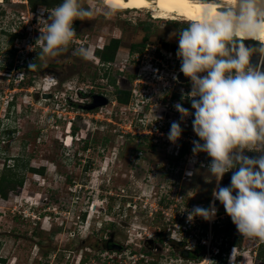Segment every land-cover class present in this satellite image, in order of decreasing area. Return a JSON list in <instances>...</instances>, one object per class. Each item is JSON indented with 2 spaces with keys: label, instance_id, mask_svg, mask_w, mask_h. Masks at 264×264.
Segmentation results:
<instances>
[{
  "label": "rangeland",
  "instance_id": "obj_1",
  "mask_svg": "<svg viewBox=\"0 0 264 264\" xmlns=\"http://www.w3.org/2000/svg\"><path fill=\"white\" fill-rule=\"evenodd\" d=\"M49 1L52 5L45 6L49 9L60 2ZM86 2L98 9L96 15L86 21L73 22L77 33L74 42L59 56L40 59L44 64L52 63L41 75L31 77L23 65H18L12 72L11 82L7 76H0V176L8 166H14L13 171L24 177L23 185L9 193L8 198L0 196V264H82L83 259H86L85 264H196L208 257L207 247L198 244V253L189 259L181 257L179 246L172 242L176 243L174 225L185 219L174 216L186 206L207 208L215 185L207 172L210 158L199 153L197 156L207 166L190 164V169L181 161L176 163V172L173 164H163L172 162L162 153L134 160V148H119L123 137L135 141L131 133L126 134L127 128L119 130L117 125H108L105 120L97 122L78 104L84 95L78 93L76 87L81 85L88 89L91 79L85 75L81 83L77 82L73 71L77 58L70 51L75 44L86 43L92 52L90 43L97 39L118 38L116 61L128 59L131 62L129 45L145 37L150 43L147 47L151 56L156 48L160 49L159 42L177 44L185 19L157 18L149 9L117 8L114 14L105 15V0ZM1 7L12 8L11 13L19 16L29 12L28 5L11 0ZM6 13L0 8V15ZM26 45V41L20 42L18 49L23 51L0 56V63L14 58L17 63H23L39 52L38 44L33 52ZM175 53L167 51L166 55L173 57ZM137 73L133 75L140 78ZM45 75L59 81L58 96L41 97ZM161 77L152 81L159 82V86L170 82L167 79L171 76ZM136 113L132 108L127 110L124 121L121 120L123 125L128 127ZM69 116L75 117L71 128ZM69 134L86 140L74 138L72 144L65 143ZM142 139L141 147L148 152L145 144L153 140ZM111 140L117 142L111 143ZM160 144L163 146L162 141ZM118 151L120 159L114 158ZM73 155L76 156L71 158ZM134 161L141 162L142 168L134 170ZM110 169L112 172L107 176ZM230 178L231 172L226 173L220 186L229 185ZM125 195L129 198L128 204L124 201ZM175 201V205L171 204ZM92 202H95L93 208ZM216 206L221 213H226L219 201ZM86 211L90 212L88 217ZM199 222L195 220L197 226H203L205 221ZM221 226L214 231H217L215 238H224L222 260H226V264H229L230 252L236 253V249L235 264H264V258L260 257L263 243L236 236L238 232L230 217ZM108 238L122 243L124 250H108L105 247ZM214 245L215 240L206 264L221 262L211 250Z\"/></svg>",
  "mask_w": 264,
  "mask_h": 264
},
{
  "label": "clouds",
  "instance_id": "obj_2",
  "mask_svg": "<svg viewBox=\"0 0 264 264\" xmlns=\"http://www.w3.org/2000/svg\"><path fill=\"white\" fill-rule=\"evenodd\" d=\"M200 3L198 18L183 21L175 53L179 71L191 85L188 93L181 94V100L187 97L194 111L180 103L174 108L181 122L193 117L192 130L199 139L192 141V153H205L210 158L207 172L217 185L212 191L214 201L223 206L243 238L264 244V0ZM104 9L105 15L117 11L110 3ZM97 11L86 0H60L50 9L41 8L36 26L40 27L35 42L40 48L37 59L51 60L65 52L77 36L73 22L91 19ZM245 41H257L259 45L246 46ZM29 50L34 47L29 46ZM73 55L84 61L92 58L86 46L73 49ZM253 56L258 57L255 65L250 63ZM28 67L33 70L36 64ZM181 133L180 123L174 121L167 139L175 144ZM246 151L258 156L249 157ZM190 164L197 166L199 160ZM229 172L230 184L220 186ZM216 211L214 203L208 208L196 206L187 219L210 221ZM233 255L231 252L229 264H235Z\"/></svg>",
  "mask_w": 264,
  "mask_h": 264
},
{
  "label": "built area",
  "instance_id": "obj_3",
  "mask_svg": "<svg viewBox=\"0 0 264 264\" xmlns=\"http://www.w3.org/2000/svg\"><path fill=\"white\" fill-rule=\"evenodd\" d=\"M5 1L7 0H0V8L2 11H7L6 14L0 15V56H7V54L10 52L11 56L12 51L19 48V43L26 41L28 45L29 43H32V46L35 47L36 37H35V28L38 24V17L40 13V9L44 8L45 6L39 5L36 7V9H32L29 5V0H11V2L17 4H25L29 6V11L27 14H24L22 16L17 15L16 13L12 12V8H5L3 9L1 6L5 4ZM10 11V12H9ZM17 34L15 40L13 43L10 42L11 35ZM17 51H23V49H18ZM32 52L34 50H31ZM162 56L155 57L154 54L151 56L149 48L147 47L145 51V58L143 59L145 63L142 67L141 71L147 72L145 73H137V76H140L135 78L134 80V86L129 89L131 96L128 103H120L118 101L117 95L115 93H108V94H102L107 97L108 102L102 106H99L93 110H88L87 115L90 118H93L95 121H103L107 122L108 125L119 127V130H122V128H127L128 131H125L126 134L131 133L132 138H135L136 140L148 137L151 140H153L155 143H157L161 150L164 151L169 157L173 158H179L182 161H185L188 166H190L189 160H199V165L202 167L207 166V163L197 157H193L192 148L193 140H198L199 138L195 136L193 130H192V116H189L186 118L183 122L180 121V114L175 110L174 105L176 103H180L179 100H177L176 103L174 102H158L156 105H151L149 109H147V103L140 99L139 94L142 92H145L146 90H152L154 93L161 92L167 90L171 83L173 82L172 79L176 75V72H179L180 68V61L177 59L176 56H167V51H161ZM12 58V57H11ZM117 58V56H116ZM172 58V59H171ZM170 60L173 61L174 68L170 69ZM5 63H7L4 60ZM11 62V61H9ZM18 60H14L13 65L14 68H9L7 71H0V76L4 77L7 76V80L11 82L13 71L17 70L18 65L20 63ZM12 63V62H11ZM172 67V66H171ZM151 68V69H149ZM149 69V70H148ZM174 71V73H173ZM154 72V74H153ZM151 75H153L151 77ZM161 78H167L165 76H171L169 79H167L170 82L164 83L161 86L159 82H155L152 80H156V77ZM51 77V78H50ZM46 84H43L41 88V94L42 93H51L52 97H56L57 92L60 91L59 87V81L50 75H45L43 77ZM22 80V79H21ZM144 82V86L140 88L139 84L140 82ZM50 83V84H48ZM147 83V84H146ZM158 85V89L156 86ZM91 88V85L88 86V89H85L81 85L76 87V91L80 93L81 95H84V99L79 101V105H86L88 103L92 102V99L86 95V91H88ZM186 87H182L181 90L184 93V90ZM86 100V101H85ZM45 101V100H44ZM8 100V104H9ZM181 104V103H180ZM137 106L138 109L135 107ZM187 109H189L190 112L194 111L188 106H183ZM133 109L136 113V116L130 119V123L128 124V127L126 125H123V118L126 117V111ZM85 110V109H84ZM120 112H119V111ZM138 110V111H137ZM54 111V110H53ZM75 119L74 116H69L68 119V125L69 128H71L73 124V120ZM120 122H119V121ZM180 123V126L182 128V133L180 139L175 143L172 144L167 139V134L170 130V126L172 122ZM129 128V129H128ZM71 131V130H70ZM68 135H66L64 142H66ZM76 139L81 140L82 137H76ZM161 141L163 143V146H161ZM199 158V159H198ZM230 173V172H229ZM222 180L220 181L221 184ZM216 182L214 185V188H216ZM180 201V199H177ZM216 202L214 201L213 196L211 197L210 202L208 203L207 208L210 206V204L214 203V206L216 208V215L215 217L210 221H205L202 225H196V221H202L203 219L200 217H195L192 221H188L187 215L188 212H190L194 207L186 206L183 209L180 210L179 214L174 217L184 218L185 221L183 223H176L174 225L175 232L173 235V239L176 240L178 243H184L185 246L190 250H196L198 251V248L200 246H206L207 247V253L209 254L208 257H205L203 260L198 261V264H206L205 262L208 261L210 257V247L213 245V241L215 240L216 245H214L213 249L211 248L213 254H215L218 257V253L221 252V249L223 247L224 238L222 236H219L218 238H215V233L217 232V228L219 230V227L222 225L225 219H228L229 216L226 213H221L216 206ZM170 203V202H169ZM173 205L175 203H171ZM178 204V203H177ZM197 205H195L196 207ZM156 212H159L157 209H155ZM155 213V212H154ZM187 213V214H186ZM153 213H151L152 215ZM181 216V217H180ZM186 216V217H185ZM174 219V218H173ZM177 220V219H176ZM231 220V219H230ZM178 222V221H177ZM200 223V222H199ZM221 226V228H222ZM216 230L214 231V229ZM236 236H241L239 233L236 234ZM242 237V236H241ZM240 237V238H241ZM219 239V240H218ZM200 246H199V245ZM235 248V247H234ZM233 248V249H234ZM209 249V250H208ZM238 250L236 249V253ZM231 253V252H230ZM236 253L234 252L233 256L235 257ZM196 263V264H197Z\"/></svg>",
  "mask_w": 264,
  "mask_h": 264
},
{
  "label": "flooded vegetation",
  "instance_id": "obj_4",
  "mask_svg": "<svg viewBox=\"0 0 264 264\" xmlns=\"http://www.w3.org/2000/svg\"><path fill=\"white\" fill-rule=\"evenodd\" d=\"M39 28L40 27H37L35 30L36 39L39 36ZM83 35L87 36L88 34H83ZM112 43H113L112 38H109L108 41L107 40L103 41V40L97 39L95 41V43H90V46L93 47L92 52H91L92 58L90 60L84 61V60H82L76 56V58H77L76 59V66L73 70L74 74L77 77L78 83L82 82L85 75L87 76V78L91 79V83H90L91 88L88 91H86L85 94L88 95L92 99V101L94 98L93 95H95V94H104V93L105 94H108V93H110V94L115 93L116 94L118 90H129V89H131L132 83L135 80V76L133 74H135V72L136 73L137 72L138 73H145V74L148 72V71L147 72L141 71V69L144 66L143 64L145 63V61L143 59L145 58V51L147 49V45L150 43H147L144 40H141V41H138L136 43H132L131 45H129L128 55L132 54L131 62H129L128 59H126L125 61L117 62L116 58L113 61H107L106 62L102 59V55L108 51L107 47L109 45H111ZM244 43L246 46H248V45L258 46L259 45V43L256 41H245ZM157 45L160 49L156 48V51L154 53L155 57L162 56L161 51H176L177 46H178L177 44H171V43L166 42V41H163L161 43L159 42V43H157ZM79 46L80 45L75 44L74 47L72 49H70V51L72 52L73 49H75L76 47H79ZM83 46H86V43H84ZM134 46H136L137 49H133ZM37 50L39 51L40 48L38 47ZM16 51H17V49L13 50L12 54ZM14 60H15V58L11 61L12 63L11 62L0 63V71H7V70H9V68H11V69L14 68V65H13ZM31 63L36 64V68L33 70H29V67H28L29 64H31ZM169 63H170V69L169 70H171V68H174V65H172L173 61L170 60ZM251 63L253 65L256 64L254 62H251ZM49 64H52V63H47V64L42 63V61L40 59H37V54H36L35 56L31 55V59H29V57H28L26 62L20 63L19 65H23L24 68L28 71L29 75L31 77H35V76L41 75V73L44 72L43 71L44 68L49 67ZM262 67H264V66H262ZM180 74H181L180 71L176 72V75H175L176 79H173V82L171 83L170 87L165 91L154 93L152 90H150V91L142 92L139 94V96H141L140 99L144 100L147 103V109H149L151 105H156L158 102H167V101L174 102L176 100H179L181 105L188 106L191 108L190 100L187 97H185V99L183 101L181 100V94L183 93L181 88L186 87V89L184 90V94H186L190 91L191 85H190L189 80L182 81L180 79ZM139 86H140V88H142L144 86L143 80H142V82H140ZM82 140H86V139L83 138L79 141H82ZM130 140L131 139H129L127 137H123L122 139H120V145H119L120 147L119 148L120 149H123L124 147L134 148L136 151L135 152L136 155L134 157V160H139L140 158L149 159L150 156L156 157L157 154L162 153L161 155L165 159L170 160L172 162V163H163V164L164 165L173 164L174 171H175V168L177 166L176 163H179L182 161L179 158L169 157L164 151L161 150V147L157 143H155L154 141H148L147 143H146V141H144L146 143L145 146L148 148V152H144L143 148L141 147L142 146L141 139H139V140L135 139V141H133V140L130 141ZM116 142H117V140H111V143H116ZM114 148H116V147L114 146ZM159 150H161V151H159ZM115 153H116V155H114V158L120 159L121 158V157H119L120 151L115 152ZM244 154L249 156V157H252V158H255L258 156V154L255 152L246 151ZM75 156L76 155H73L71 158H74ZM159 163L160 162H158V164ZM88 164H90V163H88ZM107 164L110 168H112L113 165H111L110 162H108ZM87 166L88 165L86 163L85 167L88 168ZM133 166L135 168L134 170H136L138 168H142L141 162H137V161H134ZM189 168L191 169V166H189ZM29 169L33 170L34 168L29 167ZM38 169H43V167H38ZM110 172H112V169L107 171V176ZM125 175H127V174H125ZM131 176H134V175H131ZM141 188L142 187H140V185H139L138 189L140 190ZM125 196L126 197H124L125 198L124 201L126 202V204H128V202H130L129 198L127 197V195H125ZM39 198H41V197H39ZM141 199L143 200V198H141ZM94 203L95 202H92V205H91L92 208L94 207ZM96 206H97V204H96ZM86 212H88L87 213V217H88L90 212L89 211H86ZM84 216H85V214H84ZM105 243H106L105 247L108 250H116V251L124 250V245L122 243L115 241L113 238L106 239ZM118 244L121 245L122 248H117ZM176 244L179 246V249H178L179 255L181 253V250L188 249L184 243L176 242ZM194 251H195V253H198V251H196V250H194Z\"/></svg>",
  "mask_w": 264,
  "mask_h": 264
},
{
  "label": "bare ground",
  "instance_id": "obj_5",
  "mask_svg": "<svg viewBox=\"0 0 264 264\" xmlns=\"http://www.w3.org/2000/svg\"><path fill=\"white\" fill-rule=\"evenodd\" d=\"M105 2L115 5L118 9H149L157 18L185 20L198 18L202 7L200 0H105ZM67 138L66 142L72 144L70 134Z\"/></svg>",
  "mask_w": 264,
  "mask_h": 264
},
{
  "label": "trees",
  "instance_id": "obj_6",
  "mask_svg": "<svg viewBox=\"0 0 264 264\" xmlns=\"http://www.w3.org/2000/svg\"><path fill=\"white\" fill-rule=\"evenodd\" d=\"M30 7L32 9H36L39 5L51 6L49 0H30ZM56 2H53V4ZM17 34L11 35L10 42L13 43ZM145 42L147 41V37L144 38ZM120 40L118 38L113 39V43L107 47L108 51L102 55V59L104 61H113L116 58V52L119 47ZM133 49H137L136 46ZM117 98L120 103H128L130 100L131 93L129 90H118ZM144 139H148L145 137ZM87 146V145H86ZM13 167L8 166V169L0 176V196L4 199L8 198L9 193L12 191H16L19 186H22L24 183V177L17 174V172L13 171ZM34 170V169H33ZM225 248L222 247L221 252L218 254V257L221 258V262L219 264H226V260H222ZM260 257L264 258V251L261 250ZM86 259L82 260V264H85Z\"/></svg>",
  "mask_w": 264,
  "mask_h": 264
},
{
  "label": "water",
  "instance_id": "obj_7",
  "mask_svg": "<svg viewBox=\"0 0 264 264\" xmlns=\"http://www.w3.org/2000/svg\"><path fill=\"white\" fill-rule=\"evenodd\" d=\"M251 62H254V63L257 64L258 63V57L257 56H253L251 58V60H250V63ZM180 79L182 81H187L188 80V78L184 77L182 73L180 74ZM41 97L42 98H45V99L46 98L48 99V98H51L52 97V94L51 93H42L41 94ZM93 97L94 98H93V101L91 103H88L86 105H81V106L84 109H86V110H93V109H95V108H97L99 106H102V105H104V104H106L108 102L107 97L104 96V95H102V94H95V95H93ZM172 243L174 245H177L174 242H172ZM117 248H122V247H121V245L118 244V247ZM195 254H196L195 251L190 250V249H183V250H181V253H180L181 257H184L186 259L191 258V256H193Z\"/></svg>",
  "mask_w": 264,
  "mask_h": 264
}]
</instances>
